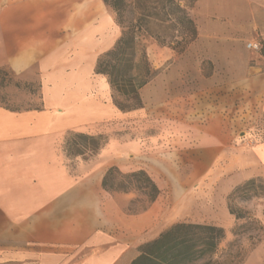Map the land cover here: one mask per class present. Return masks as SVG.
<instances>
[{
  "label": "crops",
  "instance_id": "obj_1",
  "mask_svg": "<svg viewBox=\"0 0 264 264\" xmlns=\"http://www.w3.org/2000/svg\"><path fill=\"white\" fill-rule=\"evenodd\" d=\"M261 16L255 29L264 42ZM116 38L103 0H0V66L18 75L37 72L42 94L40 107L0 104V264H131L142 244L172 225L201 222L175 217L187 203L191 181L210 175L222 151L236 142L231 105L208 101L199 110L189 96L184 104L190 108L166 100L151 109L146 97L142 110L158 112L157 120L147 121L157 123L158 134L119 135V121L129 122L134 112L114 104L107 79L95 71L98 55ZM260 70L256 122L264 115ZM236 118L247 123L246 101ZM108 122L110 141L99 153L67 159L60 149L66 132L93 128L98 134ZM259 136L253 159L264 170V132ZM113 166L123 173L146 170L160 195L144 211L126 212L103 188Z\"/></svg>",
  "mask_w": 264,
  "mask_h": 264
},
{
  "label": "rangeland",
  "instance_id": "obj_2",
  "mask_svg": "<svg viewBox=\"0 0 264 264\" xmlns=\"http://www.w3.org/2000/svg\"><path fill=\"white\" fill-rule=\"evenodd\" d=\"M175 1L193 20L195 29L185 21L175 22L167 14L170 5L167 0H125L122 16L106 5L117 38L98 58L114 47L124 28L138 24L142 15H151L144 18L147 22L144 23L145 28L138 31L142 52L137 56L134 71L137 83L146 82L139 89L142 107H139L138 100L115 91L109 84L112 101L117 100L132 108L124 113L134 112L128 117L133 124L126 119L119 121L116 133H129L134 138L148 133L158 134L157 123L153 126L147 122L157 120L158 112L142 110L146 97L151 109H158L160 102L166 100L181 106L189 96L194 97L199 110L207 108L208 101L210 104L223 99L229 102L231 124L236 127V142L230 150L222 151L210 175L191 181L193 189L188 192L187 203L175 219L197 220L201 224L224 228L225 237L213 257L214 261L221 264H264V170L256 167L253 159L255 144L264 132V115L256 122L258 111L254 103L255 92L262 89L255 75L264 69V49L256 52L247 48L250 40L263 42L256 33L255 22L260 21L264 14V0ZM177 18H183V15L179 13ZM247 88L252 91L244 95L243 90ZM243 101H246L248 121L239 125L235 117H238V105ZM41 103V78L37 72L18 75L7 65L0 66L2 106L23 110L40 107ZM184 105L191 107L190 103ZM149 124L153 127H148ZM111 125L108 122L98 126V134L103 130L108 142ZM86 133L96 134L93 128ZM72 138L76 136L68 131L60 144L68 160L77 158L72 151L68 152L66 146ZM189 155H194V152ZM209 155L206 151L202 153L203 160L208 162ZM90 156L93 154L87 152L85 157ZM190 166L188 163L183 170L188 171ZM117 180L123 181L124 178L117 175ZM251 180L255 182L248 185ZM113 195L128 213H139L150 206L148 196L142 191H115Z\"/></svg>",
  "mask_w": 264,
  "mask_h": 264
},
{
  "label": "trees",
  "instance_id": "obj_3",
  "mask_svg": "<svg viewBox=\"0 0 264 264\" xmlns=\"http://www.w3.org/2000/svg\"><path fill=\"white\" fill-rule=\"evenodd\" d=\"M167 1L170 2L167 14L173 17L175 22L185 21L195 29L193 20L184 9L175 0ZM124 2L125 0H104L118 16H122ZM179 13L183 15L181 18L183 20L177 18ZM150 16L142 15L138 19V24L124 28L114 47L99 56L95 68L96 73L106 77L115 91L138 100L139 107H142L139 89L146 82L137 83L134 76L137 56L140 51L142 52L138 31L145 28L144 23L147 22L144 18ZM146 72L147 75L150 74L149 70ZM114 104L123 112L132 110L117 100H114ZM69 133L76 138L68 140L66 146L68 145V152L72 151V155L76 157H85L87 152L95 155L108 143V137L104 133L88 134L73 131ZM117 175L122 176L124 180H117ZM254 182L251 180L248 185ZM103 188L112 194L115 191L125 193L142 191L148 196L150 205L160 195L157 183L144 169L123 173L116 166L110 167L104 176ZM231 213L234 214L233 211ZM224 237V228L217 225L178 222L163 231L156 239L142 244L139 256L131 264H221L214 261L213 257L217 254Z\"/></svg>",
  "mask_w": 264,
  "mask_h": 264
},
{
  "label": "built area",
  "instance_id": "obj_4",
  "mask_svg": "<svg viewBox=\"0 0 264 264\" xmlns=\"http://www.w3.org/2000/svg\"><path fill=\"white\" fill-rule=\"evenodd\" d=\"M247 48L252 51L261 52L264 49V44L261 40L254 39V40L248 41Z\"/></svg>",
  "mask_w": 264,
  "mask_h": 264
}]
</instances>
